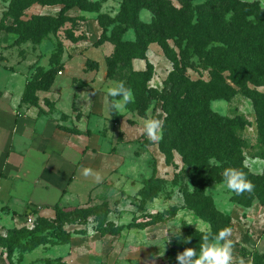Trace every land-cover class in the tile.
I'll list each match as a JSON object with an SVG mask.
<instances>
[{"label":"rangeland","instance_id":"obj_1","mask_svg":"<svg viewBox=\"0 0 264 264\" xmlns=\"http://www.w3.org/2000/svg\"><path fill=\"white\" fill-rule=\"evenodd\" d=\"M10 1L0 0V22L4 26L12 25L13 16L3 17ZM86 1L94 11L74 9L72 13L86 19L82 17V21L66 22L55 34H49L39 42L28 40L20 43L16 41V34L0 31V184L16 174L20 177L16 179L21 184V192L16 195L17 198L27 194L33 201L41 199L46 206L43 214L39 211V204L29 199L25 206L14 207L21 204L12 205V195L6 200L8 197H4V190L0 193V250L5 258L4 262L94 264V257L99 256V264H178L176 256L169 258L166 254L170 250L172 238L183 235V224L200 232L209 224L188 208L198 204L187 198L194 193L191 177L196 174L192 171L191 164L183 162L176 151L169 153L166 150L170 146L168 142H165V149L160 148L159 141H152L150 146L143 145V141L148 138L142 132V121L149 114L161 119L165 117L161 108L163 102L159 100V93L164 88L166 96L180 95L181 101L187 100L182 110L184 114L194 108L198 110L203 100H206L204 105L216 115L215 120L231 127L233 134L239 139V156L242 157L240 165L249 174L264 177V141L261 137L264 136V52L257 54V57H246L249 67L241 74L244 81L241 88L230 82L232 75L228 71H223L221 78L217 75L213 84L210 68L204 67L198 57L190 52L186 61L193 66L187 65V69H182V74L194 82V85L188 87L184 84L171 92L170 85L166 87L164 82L172 72L174 62L162 54L158 45H149L143 55L144 59H141L145 64L142 72L147 75H141L135 80L140 91L133 93L134 102L127 105V109L121 114L109 112L107 108L97 114L90 110L87 91L81 93L76 88L85 82L79 77L91 79L90 76L83 78L81 70L89 75V72L93 73L97 69L95 61L87 59L82 55L81 49L75 48V45L87 40L84 22L88 18L96 21L100 27L99 35L92 40L98 41L103 33L101 43L96 46L95 41L89 42L88 49L90 56L95 59L101 61L105 58L104 69L106 59L114 48L109 40L114 36L112 29L124 30L123 41H134L135 32L131 19L118 16L123 0ZM168 1L177 9L182 6L180 0ZM205 1H191V8ZM236 1L240 4H255L264 11V0ZM56 6L61 8V5ZM217 10L218 8H214V11ZM25 12L26 9L21 17L18 13L14 17L25 21L31 16H48ZM142 16L144 19H141ZM227 16L231 14L228 13ZM151 17L142 11L140 21L148 23ZM69 33L79 38V41L72 42L68 37ZM209 42L202 43L207 51H212L217 46L225 47L218 42ZM59 45V64L52 67ZM169 45L178 53L173 41H169ZM254 67L257 70H252ZM50 69L55 72L53 83L56 81L59 86L54 103L39 99L37 93L40 91H36L33 97H36L37 105L39 103L42 106V109L39 107V120L44 122V116H52L54 129L59 132L58 134L54 130L58 134L54 138L58 139V144L64 143L63 150H59L57 156L75 165L74 170L71 168L74 172L68 170V175L71 173V183L63 192H56V195L50 184L39 179L42 168L53 155L34 150H18L15 144L24 140L19 137L20 134L9 139L7 131L8 129L16 134L20 129L26 132L31 128L34 133L41 130L40 125L34 122V116L28 115L26 120L17 121L26 115L30 107L22 101L26 85L34 77H38L40 70ZM131 71L130 66L114 78H107L106 73L95 78L98 79V89L106 97V104L110 99L106 88L114 81L125 82ZM178 81H173V84ZM222 84L233 87L236 92L218 94V90L224 88ZM191 87L196 88L195 95L190 92ZM22 89L21 104L18 106H11L12 99L2 97L5 93H18ZM173 101L174 98L168 99L166 105L169 106ZM1 111L6 113L5 116ZM92 111L96 110L92 108ZM32 121L34 124L30 125ZM62 132L65 134L62 135ZM26 134L27 138L31 136L33 144L40 140V137ZM92 134L94 136L90 137ZM82 141L84 144L81 146ZM79 145L80 148H76ZM208 165L225 170L224 164L214 159L208 160ZM84 167L98 172L101 180L97 182L94 176H83ZM65 179V176H57L54 180L59 181L62 186ZM31 185L36 188L34 193L33 188L29 189ZM234 194L227 189L224 181L213 179L204 184L203 195L209 198L214 210L230 218L234 255L246 259L255 255L256 263L264 264V187L262 185L260 188L259 197L250 202L240 198L241 204H237L236 199H231ZM55 205L64 210L94 206L99 207V210L86 217L75 213L68 217V222L57 223ZM199 206H203V203H199ZM49 208L53 210V214L47 218L45 216L52 212ZM14 215L21 219L16 221ZM38 217L47 219L48 225L38 226ZM21 228L34 232V235L20 238L21 233L17 234L16 230ZM103 232L111 234H101ZM66 234L69 235V242L63 244ZM34 236L38 241L32 242L31 238L35 239Z\"/></svg>","mask_w":264,"mask_h":264},{"label":"trees","instance_id":"obj_2","mask_svg":"<svg viewBox=\"0 0 264 264\" xmlns=\"http://www.w3.org/2000/svg\"><path fill=\"white\" fill-rule=\"evenodd\" d=\"M191 1L193 0H180L182 6L177 9L168 0H123L118 16L131 19L135 40L132 42L123 41L124 30L119 28L112 29L114 36L110 37L109 40L114 48L106 59V77L111 79L116 75H120L123 69L130 68L133 59H144L143 55L146 48L155 44L158 45L167 59L170 58L174 62V68L164 82L166 87L170 85L171 92H174L184 84L188 85V87L194 85V82H191L182 74L183 70L187 69V65L193 66L186 61L190 52L198 57L204 67L210 68L213 75L211 80L213 84L217 80V75L221 78L220 74L223 71H228L232 75L230 82L234 86L241 88L244 85L241 74L249 67L246 57H257V54L264 52V11L260 10L255 4H240L236 0H206L195 8H191ZM32 5H61V8L56 17L31 16L29 20H21L19 18L22 16L21 13ZM72 8H77L84 12L94 11V8L87 5L86 0H11L3 17L13 16L11 18L12 25L4 26L0 22V31L6 30L16 34L18 36L16 41L20 43L28 40L39 42L49 34H55L66 22L83 20L82 17L72 18L65 15ZM214 8H218V10L214 11ZM144 10H148L152 14L148 23L140 21L141 12ZM16 13L19 14L18 18L14 17ZM228 13L231 16L228 17ZM68 37L72 42L79 41V38H75L70 33ZM101 37L94 45L98 46L101 43ZM169 41H173L178 53L170 47ZM209 41L218 42L225 45V47L217 46L212 51H207L202 43H208ZM182 43H184L183 46ZM57 50L56 60L52 63V67L59 64L60 45ZM149 68L148 65V71ZM252 70H257V68L254 67ZM54 73V69L40 70L38 77H34L26 85L22 101L30 106H36L37 99L33 97V94L36 91H47L53 83ZM141 75L145 76L147 73L131 71L125 81L133 93L140 91V88L135 85V80ZM172 80L179 81L177 84H173ZM222 86L224 88L217 92L220 95H226L225 93L227 92L234 93L235 91L231 86L224 84ZM164 90L159 93L161 94L159 100L163 102L161 108L165 113L163 118V136L159 140V145L160 148L165 149V142L170 143L169 149L166 150L169 153L172 150L176 151L182 157L183 162L191 164L192 171L196 174L191 177L194 193L191 196H187V198L194 200L198 204L190 205L188 208L203 222L209 224L213 234L224 227H231L232 229L230 218L215 211L210 204L209 198L203 195L204 184L207 181L213 179L218 182L224 181L223 169L220 170L217 167L209 166L208 160L214 159L219 163H223L224 169L229 167L241 169L254 184L255 187L251 193L236 194L237 198H235V194L232 196V201L236 199L237 204H241L240 198L250 202L255 197H259L260 188L262 185L264 187V177L253 176L240 165L242 157L239 156L241 147L239 139L233 134L231 127L220 124L215 120L216 115L204 105L206 100H203V104L199 106L198 110L194 108L184 114L182 110L185 108L187 100L181 101L180 95L168 97L165 95ZM189 90L195 95V87H191ZM173 98L174 101L167 106L168 99ZM261 137L264 141V136ZM142 144L150 146L153 142L145 139ZM168 156L171 157L170 154ZM199 203H203V206H199ZM98 210L99 207L95 206L71 210H64L56 206L55 221L57 223H66L68 222V217L74 216L75 213L86 217ZM37 222L39 223L38 226L48 225V220L45 218L38 217ZM182 229L183 235L173 237L171 240L170 250L166 253L169 258L175 257L187 247L196 248L197 254H199L202 231L190 229L186 224H183ZM16 232L17 234L21 233L20 238L23 239L29 235H34V232L30 233L24 228L16 230ZM101 234L111 233L103 232ZM185 237H190L191 242L185 243ZM31 240L32 242L38 241L36 237L35 239L31 238ZM13 241L16 242V239H13ZM68 242L69 235L66 234L62 243L66 244ZM255 257V255L252 256L254 264H257ZM46 262L49 264L48 261Z\"/></svg>","mask_w":264,"mask_h":264},{"label":"crops","instance_id":"obj_3","mask_svg":"<svg viewBox=\"0 0 264 264\" xmlns=\"http://www.w3.org/2000/svg\"><path fill=\"white\" fill-rule=\"evenodd\" d=\"M53 8H51V7H41L39 5H32V6H30V7H28L26 9L25 13H29L30 14V11H31L32 15H48V16L56 17L58 15V12H59L60 8H58L57 6L53 7ZM74 9H77V8H72V9L68 10L65 13V15L68 16V17H72V18H74V17H83V16H79V15L77 16V15H74V14L72 15V13H74ZM77 10L79 11V9H77ZM29 16H31V15H29ZM83 18H85V17H83ZM84 28L86 30V35H87L86 39L87 40L81 41L80 44L75 45V48L78 47L79 49H81L82 50L81 51L82 55L86 56L87 59H89L91 61H95L96 65H97V67H96L97 69L93 73L89 72V75L86 74L83 70H81V75H83L82 76L83 78H86V77L90 76L91 79L90 80H86V79H82V78L79 77V79L81 81H83V82L85 81V82L83 83V85L76 86V88L78 89V91H81V93H84L85 91H87L88 104H89L91 112L99 114L101 111H105V109L107 108V104H106L105 95L98 89V84H97V80L98 79H95V78H97L101 74L103 76L105 75V73H106V71H105L106 70V66H105V69H104V65H105V60L104 59L105 58L104 59L102 58V60L100 61V60L95 59L94 57L90 56V50L88 49V45H89V42H94L95 41V40H92V39H95L96 36L99 35L100 27H99V25L97 24L96 21L88 20V18H87L86 22H84ZM128 41H130V40H128ZM143 63H144V60L133 59L131 61V69H132V71L142 72L145 69V64H143ZM52 84L53 85H51L50 88L47 91H44V92L40 91V92L37 93L39 99L40 98L42 100L43 99H47L48 102L54 103L55 96H56V91H57V89H59V86L56 83V81L54 83H52ZM22 91H23V89L22 90H18V93L17 92H15V93H13V92L12 93H10V92L9 93H5L2 97H8L9 99H12L11 106H13V105L14 106H18V105L21 104L20 100H21V94H22L21 92ZM93 93H94V95H93ZM38 105L30 106L29 109L26 111V115L18 118L17 122H20L21 120H26L28 115L29 116L30 115L34 116V118H35L34 122L38 123L40 125V128H41L40 131L34 133L31 130V128H29V130H26V132H23V130L20 129V131H18L16 134H14L15 133L14 131H10L9 132V130L7 128H5V129H7V131H8V138L9 139L10 138L12 139L16 135L18 136V134H20L19 137L24 140L22 143L19 142V143L15 144V147L18 150H24L25 152H28L30 150H34V151H37V152H42V153H45V154L50 153V154L53 155L50 158V161L48 160L47 163L45 164V166L42 168V171L39 174V179H40L41 182L43 181L45 183L50 184V186L53 189L54 195H56V192H61V191L63 192L65 190V188L68 187V185L71 183V179H70L71 176L70 175H71L72 172H74L73 170L75 169V167H74L75 165H73L71 163V161L63 159V158L57 156V153L59 152V150H63L64 143H62L61 144L62 146H61L60 144L57 143L58 139L56 137L54 138V136H57L59 134V132H58V130L56 128L55 129L58 132V134H56L55 131H54L55 129H54L53 123L51 121L52 120L51 119L52 116H48V117L44 116V118H43V119H45L44 122L42 120H39L40 119V115H41L39 107L42 109V106L39 103H38ZM92 108H94L96 111H92ZM97 110H99V111H97ZM1 112H3V111H1ZM3 113L4 114H2V113L1 114L5 116L6 113L5 112H3ZM6 116H9V115H6ZM14 122H16V120ZM34 122L32 121V123L30 125H33ZM26 133L33 134V136H35V138H37V137L39 138L40 137V140H38L37 142H34V144H33L32 141H31L32 140L31 136L27 138L26 137L27 136ZM63 134H65V133L62 132V135ZM88 134H90V132ZM80 136H81V134H80ZM92 136H94V135L92 134L90 137H92ZM82 137H83V135H82ZM83 144H84L83 141L80 142L81 146ZM29 145L32 146V147H29ZM80 145H79V147L76 146V148H80ZM72 167H73V170L71 169ZM68 170H72L69 175H68V173H69ZM57 176H65L66 179H65L64 182L62 181V186L60 185L59 181L57 182V181L54 180L55 178H57ZM16 178H20V177H18L15 174L14 176L12 175V177L9 178L8 180L4 179L1 182V184H0V193L4 190V192H3L4 193L3 194L4 197H6V196L8 197V198H6V200L10 199L9 196L12 195L13 199L11 198V200H10L11 204L13 205L14 203H19V204H21V206L14 205V207L17 206V207L21 208L23 205L25 206V204L27 203L28 199L29 200H32V199L27 197L28 196L27 194L26 195L24 194V196L21 197V198H17V196L20 195V192H21V187H20L21 184H20V181L18 179H16ZM49 179H51V181H53V182H50ZM31 188H33V185H31V187L29 189H31ZM34 190H36V188L35 189L33 188V193H34ZM37 191H39V190H37ZM45 191H47V190H45ZM29 192H30V190H29ZM14 195H15V197H14ZM33 202L34 203L37 202V204H39L38 205L39 211L40 212L42 211V214H43V211H45V209H46V206L43 204L44 202L41 201V199H39L37 201L34 200ZM49 209H51V208H49ZM52 214H53V210L50 213V215H46V216L42 215V216H45V217L48 218V217H51ZM14 218L17 219L16 221H19L21 219L17 215H14ZM98 258H99V256H95L94 257V264H99L100 263V262H98ZM4 259L5 258H4V256H2V252L0 250V264H5Z\"/></svg>","mask_w":264,"mask_h":264},{"label":"clouds","instance_id":"obj_4","mask_svg":"<svg viewBox=\"0 0 264 264\" xmlns=\"http://www.w3.org/2000/svg\"><path fill=\"white\" fill-rule=\"evenodd\" d=\"M144 12L148 17L152 16L148 10H144ZM141 19L144 17L142 16ZM106 92L107 97L110 98L107 100L109 112L115 111L121 114L127 109V105L134 102L133 91L126 86L124 81H114L106 88ZM163 123V119L149 114L142 121V132L150 141H159L163 136ZM82 175L85 177L94 176L97 182L101 180L100 174L89 167L83 168ZM223 177L227 189L237 195L244 192L251 193L254 190V184L241 169L226 168ZM201 231L202 240L199 254H197L196 248L187 247L176 255L178 264H254L252 257L246 259L234 255L235 244L232 239L231 227H224L215 234L212 233L210 226H204ZM184 242L190 243L191 238L185 237Z\"/></svg>","mask_w":264,"mask_h":264}]
</instances>
